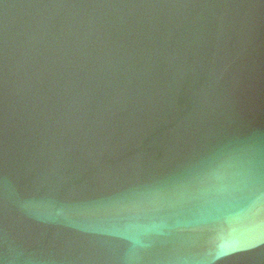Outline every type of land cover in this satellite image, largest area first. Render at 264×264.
<instances>
[{
    "label": "water",
    "instance_id": "water-1",
    "mask_svg": "<svg viewBox=\"0 0 264 264\" xmlns=\"http://www.w3.org/2000/svg\"><path fill=\"white\" fill-rule=\"evenodd\" d=\"M0 264H264V0H0Z\"/></svg>",
    "mask_w": 264,
    "mask_h": 264
},
{
    "label": "snow or ice",
    "instance_id": "snow-or-ice-1",
    "mask_svg": "<svg viewBox=\"0 0 264 264\" xmlns=\"http://www.w3.org/2000/svg\"><path fill=\"white\" fill-rule=\"evenodd\" d=\"M225 254H227V253H225Z\"/></svg>",
    "mask_w": 264,
    "mask_h": 264
}]
</instances>
